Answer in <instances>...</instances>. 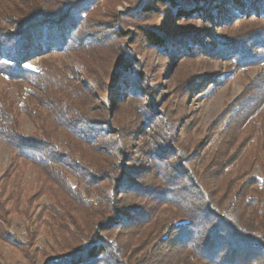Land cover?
Returning a JSON list of instances; mask_svg holds the SVG:
<instances>
[{
    "label": "trees",
    "instance_id": "trees-1",
    "mask_svg": "<svg viewBox=\"0 0 264 264\" xmlns=\"http://www.w3.org/2000/svg\"><path fill=\"white\" fill-rule=\"evenodd\" d=\"M102 1L0 0V78L16 97L0 90V141L10 150L0 238L33 260L29 244L44 226L56 247L40 250L41 264H264V0H138L107 22L91 17ZM108 43L119 56L103 81L90 61ZM144 48L163 64L194 63L173 82L176 104H159ZM225 59L259 70L210 126L212 141L181 143L187 99L215 82ZM86 81L103 99L92 111ZM124 104L133 128L113 121ZM135 132L149 142L131 150ZM27 166L32 194L47 198L35 217L19 211ZM9 211L36 224L25 239L7 228Z\"/></svg>",
    "mask_w": 264,
    "mask_h": 264
},
{
    "label": "rangeland",
    "instance_id": "rangeland-1",
    "mask_svg": "<svg viewBox=\"0 0 264 264\" xmlns=\"http://www.w3.org/2000/svg\"><path fill=\"white\" fill-rule=\"evenodd\" d=\"M137 1L138 0H103L100 4L99 10L94 11L91 17L95 19L98 18V20H100L101 22L110 21L111 18H114V14L120 16L122 13L127 12L131 7H133L135 3H137ZM156 20L160 22L158 18L155 19V22ZM152 21H154V19ZM129 27L131 28V26ZM108 44L111 47L99 51V54L102 56L101 58L94 60L92 63V60L90 61L91 70L94 71L95 75L101 78L103 81L108 80V70L110 69L109 65L110 63H112L111 59L119 56V54L117 55L115 53L116 51L113 49L117 43H112L114 44L113 47L110 43ZM133 49L134 51L137 50L136 46H134ZM133 49H131V51L134 53ZM137 52L138 56L143 58L147 62V66L151 71L150 74H154V76H157V78L159 79L157 81V84L155 85L158 87V94H161L160 97H158L159 104H176V98L174 97L172 91L173 82L174 80L183 78L185 75L184 72L187 69L189 70L186 74L195 71L194 69L189 68V66L194 65V63L191 62L187 65L180 66L177 65L178 60L177 58H175L174 60L170 59L167 63H165V65L163 64V60L158 57L157 54H154L152 51L146 48L138 49ZM243 53V51L237 52L236 55L240 56L242 54L243 56ZM214 69L218 70L219 72L216 75L215 82H210L204 88H200V93L189 97L185 103V112L186 114L188 113L187 116L189 117V119L186 120V127L180 128L178 130L177 136L179 137V141L181 143H187L190 142V140L194 142H201V144L206 142L209 143L210 141H212L213 139H210V126L217 118L222 108L226 104L234 102V100L243 90L245 84H247L249 80L257 73V71L259 70V66L245 67L243 69L240 66L234 65L230 59H225L219 62V64H215ZM67 72L70 76H73L71 69H67ZM81 79L82 76L80 77V80ZM78 81L79 78H77L76 82ZM85 83L86 86L85 84H83L85 88L84 86H81V89L83 90V95H87V100H90L89 110L92 111L96 107L100 106L103 99L101 95L97 93L100 92L97 84L89 81H86ZM93 89L94 91H92ZM0 90H4L7 95L16 100L13 89L9 86V83L4 81L2 78H0ZM118 97L120 96L111 97V99H109L108 106L113 107ZM140 99L143 102L147 101V97L144 96H141ZM130 103L133 104V102ZM132 104H129L128 106L124 104L123 107L120 106L118 111L115 113L113 121L119 129L133 128L135 119L133 116V110L132 108H130ZM20 123L24 133L29 134L34 131V126L26 114L22 113L20 115ZM134 136L136 137L130 138L126 143L127 146L129 145V149L131 150H133L135 146H141L143 142H149V137H147L146 135H138V133L135 132ZM137 152L138 151L134 153ZM9 156V148L0 141V178L2 177L3 172L8 166ZM136 158L138 157L134 156L132 152L130 154H127V157L125 158L126 160H129L127 161V166L137 165L139 162H134L135 160H137ZM130 160L133 161L130 162ZM23 172L24 173L20 183L21 185L26 186L24 188L27 192L29 191V200L26 199L24 203L21 201L23 204L21 203L19 211L26 209L31 217H35L41 209L42 205L47 202V198L41 194H32V168L30 166H27L24 168ZM254 173H260L258 168H255ZM24 192L25 190L23 191V193ZM25 202L27 203L26 205ZM7 220L9 222V227L7 228L18 233L22 238H24L23 231L25 225H29L32 228L36 227V224L34 222L29 220L27 221V219H25L22 214L19 215L12 211H9ZM31 220L34 219L32 218ZM54 241L55 240L53 239L51 233L48 232L44 226L39 225L36 228L33 243L29 244L30 249L28 248V252L29 250H31L30 252L34 253L33 260H31V257L27 256L21 249L15 247V245H13L12 243H9L8 241L0 238V264H41L42 258L40 256V250H45L48 254L54 255V252L51 249L56 247Z\"/></svg>",
    "mask_w": 264,
    "mask_h": 264
}]
</instances>
